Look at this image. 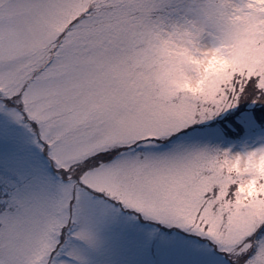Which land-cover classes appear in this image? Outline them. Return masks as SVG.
I'll use <instances>...</instances> for the list:
<instances>
[{
  "label": "snow or ice",
  "instance_id": "obj_1",
  "mask_svg": "<svg viewBox=\"0 0 264 264\" xmlns=\"http://www.w3.org/2000/svg\"><path fill=\"white\" fill-rule=\"evenodd\" d=\"M0 264H264V0H0Z\"/></svg>",
  "mask_w": 264,
  "mask_h": 264
}]
</instances>
